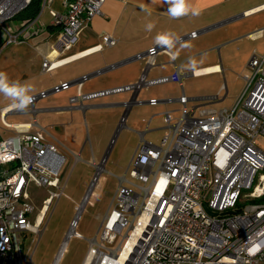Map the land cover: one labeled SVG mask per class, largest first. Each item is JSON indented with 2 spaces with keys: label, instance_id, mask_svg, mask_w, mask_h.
I'll use <instances>...</instances> for the list:
<instances>
[{
  "label": "built area",
  "instance_id": "2783aa9c",
  "mask_svg": "<svg viewBox=\"0 0 264 264\" xmlns=\"http://www.w3.org/2000/svg\"><path fill=\"white\" fill-rule=\"evenodd\" d=\"M31 1L0 0V49L21 44L46 29L41 15L49 0H41L33 19L20 20L11 30L5 25L17 19ZM105 1L64 0L62 11L49 9V26L57 28L52 46L56 59L43 57L42 73L73 60L66 53L91 20L102 15ZM197 35L192 32L180 37L181 42ZM102 41L107 46L115 43L109 36ZM159 52L171 57L167 48L155 42L135 58L146 59L148 66ZM248 67L245 87L231 108L201 112L197 117L198 106L189 108L190 102L217 98H188L178 71L149 78L145 69L135 83L88 93L80 90L88 76L79 79L76 95L68 100L70 105L83 107L87 101L130 93L124 117L130 105L139 102L141 89L171 82L180 87L179 117L174 120L170 112L164 113L165 132L159 143L140 139L101 221L99 239L90 241L82 264H264V203L257 202L264 196V150L256 146V139L264 137V55L253 54ZM71 85L62 82L32 96L27 111L34 116L39 100L67 91ZM158 102L148 100L153 106ZM23 111L12 104L0 111L3 128L11 130L0 136V264H26L21 238L27 232L39 233L46 213L64 188L60 174L66 156L60 145L49 141L45 132L32 131L35 122H6L9 114ZM92 162L95 177L70 222L57 259L74 234L102 170L103 162ZM31 186L47 193L37 213ZM247 200L249 204L244 203Z\"/></svg>",
  "mask_w": 264,
  "mask_h": 264
},
{
  "label": "crops",
  "instance_id": "0c3cea01",
  "mask_svg": "<svg viewBox=\"0 0 264 264\" xmlns=\"http://www.w3.org/2000/svg\"><path fill=\"white\" fill-rule=\"evenodd\" d=\"M63 3L64 0H49L48 7L62 11ZM190 3L200 10V15L189 14L173 19L168 14L167 0L105 1L102 15L91 20L80 33L76 45L66 53L67 57L73 56V60L53 70H62V73L53 80L50 87L62 82H70L72 84L70 88L67 91L51 94L52 96L39 100L35 105H39L36 114L40 112L53 116L51 125L58 134L53 140L60 145L63 152L69 147L77 150L80 148V154L74 156V159L81 160L85 147V143L82 144L83 123L86 121L87 126L90 125L92 130L94 142V147L90 145L89 161L103 162L110 152V144L107 148L104 147L112 134L120 132L123 128L127 130L124 137L131 135L133 139L125 150L127 156L132 159L141 138L150 142L162 138L165 132L163 121L165 112H170L174 120L180 115V105L177 102L180 87L175 82L167 84H170L172 89L178 88L177 98L165 97L166 90L162 85L141 89L137 95L139 102L130 105L125 117L124 104L129 102L130 93L87 101L83 103V107H79L78 104L70 105L68 100L76 95L77 84L84 75L88 78L80 87L83 93L135 83L145 69L149 78L168 76L178 71L182 85L188 78L222 76L238 85L232 95L233 102L227 109L234 105L243 90L244 76L250 72L248 67L250 58L253 54L264 55V0H190ZM42 21L46 29L42 31L43 33L40 32L38 37L32 36L33 38L29 37L21 44L11 45L19 48V56L26 62V66L31 62V55H34L38 73H42L43 57L56 59L52 46L57 28L49 26V15L48 20L42 19ZM149 23L154 24L151 31L146 28ZM168 31L176 33L179 37L187 36L192 32H197L198 35L182 42L190 44L191 47L179 50L175 60L159 52L147 66L146 59L135 58L155 44V37L158 34ZM104 36L111 37L115 43L111 46L103 45ZM98 46L101 48H97ZM177 49L179 44L176 49L168 52L172 56V52ZM190 58L197 62L196 72L189 69ZM24 74L27 73L23 71V77L27 76ZM46 74L49 73H42V75ZM223 87L221 86L220 90ZM225 90L227 96L228 88L226 87ZM149 99H157L159 102L153 106L148 104ZM167 99H172V102H166ZM174 103L178 104L179 109L171 105ZM11 104L0 108V111ZM27 109L9 115L29 113ZM81 114L84 117L83 121L80 119ZM34 120L36 121V116ZM26 123L31 122L11 124ZM31 130H41L48 134L37 122ZM9 133L0 131V136Z\"/></svg>",
  "mask_w": 264,
  "mask_h": 264
},
{
  "label": "rangeland",
  "instance_id": "374dc122",
  "mask_svg": "<svg viewBox=\"0 0 264 264\" xmlns=\"http://www.w3.org/2000/svg\"><path fill=\"white\" fill-rule=\"evenodd\" d=\"M48 10L49 7H46L42 12L41 17L44 21L48 20ZM20 22V19L17 18L10 23L7 22L5 25L11 30L13 27H18ZM41 33L33 37H38ZM19 51V48L11 45L0 49V72L6 73L10 81L28 82L31 84L33 88L29 93L31 96L37 95L41 91L49 90L53 80L61 75L62 70H55L49 74L42 75V73H38L34 55H31V62L26 66V62L19 56ZM23 71L27 73L24 74L27 76L23 77ZM183 85L188 98H217V100L190 102L188 104L189 108L199 106L195 112V117L201 112L219 111L230 106L233 102L232 95L238 86L236 83H231L227 77L222 76L188 78L184 80ZM221 86L224 87L220 90ZM162 87L166 90L164 92L165 97H178L179 90L177 87L172 89L170 88V84L162 85ZM226 87L228 88L227 96ZM244 87L245 84L242 88L244 89ZM198 90L199 92H197ZM11 103H13L11 100L0 94V108ZM171 105L179 109L178 104L174 103ZM35 108L38 111L39 105L35 106ZM35 116L36 121L34 120ZM35 116L32 113L9 115L6 117V122L10 124L37 122L48 133V140L56 142L53 138H57L58 134L56 129L51 125L53 116L40 112ZM83 118L81 114L80 119L82 121L84 120ZM89 126H87L86 121L83 123L84 137L82 144L85 143V147L80 157L81 160L76 161L74 159V156L80 154V148L77 150L66 147L67 149L64 150L66 162L60 174L61 185H64V188L60 197L53 201L52 206L46 213L44 221L38 229L39 233L27 232L21 238V248L26 264H82L90 246V241L95 238L99 239V226L119 185V179L125 175L131 159V157L127 156L125 150L132 143L133 139L129 134L128 137H124V134L127 133L125 128L120 132L114 131L115 133L112 134L109 142L104 147L107 148L110 144V152L103 161L102 170L98 174L92 192L81 210L74 234L66 241L63 255L59 259L56 258L58 250L65 241L70 222L74 218L96 174V168L93 166L92 160L89 161L90 145L94 147L92 130ZM36 128L38 127L36 126ZM0 131L11 132V130L3 128L1 120ZM160 140L154 143H159ZM256 146L264 150V137L260 136L256 139ZM99 163V160L95 161L96 165ZM30 192L31 200L36 207L37 213L41 209L42 201L47 195L46 189L31 186ZM249 202L248 200L244 201L245 204H249ZM31 224H33V218L31 219Z\"/></svg>",
  "mask_w": 264,
  "mask_h": 264
},
{
  "label": "clouds",
  "instance_id": "9594fccd",
  "mask_svg": "<svg viewBox=\"0 0 264 264\" xmlns=\"http://www.w3.org/2000/svg\"><path fill=\"white\" fill-rule=\"evenodd\" d=\"M167 3L169 4L168 14L173 19L188 16L189 14L192 16L200 15V10L193 7L190 0H167ZM146 28L151 31L154 28V24L149 23ZM155 40L158 45L167 48L169 51L176 49L177 44H179V49L172 52L171 58L173 60L179 55V50L191 47L190 44L182 43L181 38L171 31L158 34ZM188 63L189 69L196 72L198 67L196 60L190 58ZM32 90V85L28 82L10 81L6 73L0 72V94L11 100L13 107L21 110L26 109L33 100V97L29 95Z\"/></svg>",
  "mask_w": 264,
  "mask_h": 264
},
{
  "label": "trees",
  "instance_id": "16d2710c",
  "mask_svg": "<svg viewBox=\"0 0 264 264\" xmlns=\"http://www.w3.org/2000/svg\"><path fill=\"white\" fill-rule=\"evenodd\" d=\"M40 8L41 0H32L26 9L19 13L17 18L20 20L33 19L40 11ZM257 202L264 203V196H262L261 199L257 200Z\"/></svg>",
  "mask_w": 264,
  "mask_h": 264
},
{
  "label": "bare ground",
  "instance_id": "6f19581e",
  "mask_svg": "<svg viewBox=\"0 0 264 264\" xmlns=\"http://www.w3.org/2000/svg\"><path fill=\"white\" fill-rule=\"evenodd\" d=\"M41 219H42V217H41V215L38 217V220H37V224H39L40 222H41ZM89 259V256H88V258L86 259V261Z\"/></svg>",
  "mask_w": 264,
  "mask_h": 264
}]
</instances>
